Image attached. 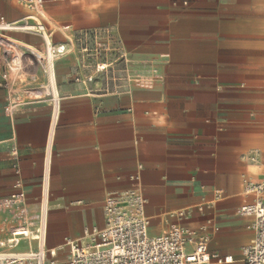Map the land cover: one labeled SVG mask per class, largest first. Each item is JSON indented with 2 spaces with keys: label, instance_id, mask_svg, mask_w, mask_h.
<instances>
[{
  "label": "crops",
  "instance_id": "1",
  "mask_svg": "<svg viewBox=\"0 0 264 264\" xmlns=\"http://www.w3.org/2000/svg\"><path fill=\"white\" fill-rule=\"evenodd\" d=\"M42 13L53 42L109 29L131 72L157 76L148 89L109 82L106 92L100 82L71 81L74 55L56 62L62 102L51 152L47 248L86 240L85 230L104 227V200L133 190L146 200L151 236L173 224L207 226L209 251L241 264V248L254 237L253 218L238 214L252 201L244 184L264 178V0H43ZM33 14L18 0H0L6 22ZM7 38L1 65L14 91L44 82L40 37L11 32ZM11 58L17 66L10 67ZM7 95L0 88V198L13 192L17 163L34 218L51 109L27 101L8 114ZM179 212L191 214L182 219ZM15 225L0 211V242ZM34 250L27 240L0 249ZM65 258L61 252L56 259Z\"/></svg>",
  "mask_w": 264,
  "mask_h": 264
},
{
  "label": "built area",
  "instance_id": "2",
  "mask_svg": "<svg viewBox=\"0 0 264 264\" xmlns=\"http://www.w3.org/2000/svg\"><path fill=\"white\" fill-rule=\"evenodd\" d=\"M56 1V0H54ZM34 14L18 22L0 19V88L6 89L5 112L10 114L21 105L30 102L47 103L50 106V129L40 179V206L38 215L29 217L25 208V192L20 179V168L13 164L18 178L13 192L0 198V211L14 219L16 225L10 237L0 242V249L19 245L21 240L35 243V250L22 253L0 251V264H232L231 256H220L208 249L207 226L192 230L173 224L167 233L151 236L146 216L145 198L136 191L109 195L103 203L104 227L85 230L86 240H66L58 250L48 249L46 243L50 166L54 131L59 120L62 97L57 86L55 64L69 55L76 57V67L71 74L75 84L100 82V91L108 92V83L131 85L137 89L151 88L157 79L155 74L142 75L130 71L127 53L114 40L109 29L79 32L62 43L53 42V32L42 13L43 0H18ZM63 31H67L64 28ZM23 32L40 37L42 50L38 54L44 82L15 92L7 69L1 63L8 59L7 34ZM10 67L18 65L15 58L8 61ZM11 155L17 159L16 148ZM244 194L252 201L242 205L238 214L253 218L250 226L254 232L250 244L241 248V264H264V178L244 184ZM202 214L201 208L197 209ZM191 213L179 212L178 217L187 219ZM210 226V223L207 224ZM66 252V258L57 260L58 254Z\"/></svg>",
  "mask_w": 264,
  "mask_h": 264
}]
</instances>
